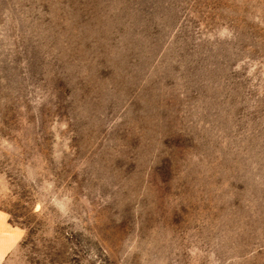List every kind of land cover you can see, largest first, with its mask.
Returning <instances> with one entry per match:
<instances>
[{"label":"rangeland","instance_id":"374dc122","mask_svg":"<svg viewBox=\"0 0 264 264\" xmlns=\"http://www.w3.org/2000/svg\"><path fill=\"white\" fill-rule=\"evenodd\" d=\"M0 264H264V0H0Z\"/></svg>","mask_w":264,"mask_h":264}]
</instances>
